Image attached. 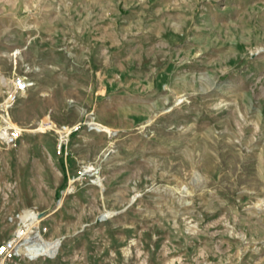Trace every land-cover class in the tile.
I'll list each match as a JSON object with an SVG mask.
<instances>
[{"label":"rangeland","instance_id":"rangeland-1","mask_svg":"<svg viewBox=\"0 0 264 264\" xmlns=\"http://www.w3.org/2000/svg\"><path fill=\"white\" fill-rule=\"evenodd\" d=\"M6 121L0 264H264V0H0Z\"/></svg>","mask_w":264,"mask_h":264},{"label":"built area","instance_id":"built-area-1","mask_svg":"<svg viewBox=\"0 0 264 264\" xmlns=\"http://www.w3.org/2000/svg\"><path fill=\"white\" fill-rule=\"evenodd\" d=\"M31 87L32 83L27 78L20 77L15 79V81L13 82V88L9 91L7 100L5 101L4 110L7 111L8 109H12L20 100V98H22ZM43 126L46 130L52 128V125L50 123H45ZM77 130L78 128L75 131ZM71 132L72 131H69L67 127H63L60 131L62 137L71 134ZM21 135L22 130L12 127L7 121L0 126V141L8 146L15 145L20 139ZM62 137L61 139H63ZM21 234H25V231L20 232L17 239L3 246L0 249V256L11 258L13 257L14 252L17 251L19 253V250L21 248H25L29 246L27 244H31L28 243L29 240L25 237V235L21 237Z\"/></svg>","mask_w":264,"mask_h":264},{"label":"bare ground","instance_id":"bare-ground-1","mask_svg":"<svg viewBox=\"0 0 264 264\" xmlns=\"http://www.w3.org/2000/svg\"><path fill=\"white\" fill-rule=\"evenodd\" d=\"M16 53L17 55L20 54V50H18ZM101 129L102 130L100 131L108 132V129L106 127H101ZM72 187L73 186H71L68 189L67 193L72 190ZM20 219H21V223H23L24 227H26L24 229L25 234H21V237L25 235V237L29 240L28 243H31V244H27L29 246L25 248H21L19 252L28 256L31 260H36L40 257H46V256L50 258H54L60 249L61 241L59 239H56L54 241L44 240V242H42L41 240H43L44 238L39 234H36V235L34 234L33 228L39 223L38 221L39 214L36 211L34 212L31 210H26L21 215ZM34 242H36L37 244H32Z\"/></svg>","mask_w":264,"mask_h":264},{"label":"crops","instance_id":"crops-1","mask_svg":"<svg viewBox=\"0 0 264 264\" xmlns=\"http://www.w3.org/2000/svg\"><path fill=\"white\" fill-rule=\"evenodd\" d=\"M45 140H43V142H44Z\"/></svg>","mask_w":264,"mask_h":264}]
</instances>
